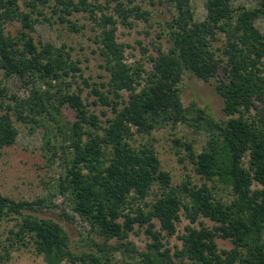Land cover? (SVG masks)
I'll return each instance as SVG.
<instances>
[{"label":"trees","instance_id":"trees-1","mask_svg":"<svg viewBox=\"0 0 264 264\" xmlns=\"http://www.w3.org/2000/svg\"><path fill=\"white\" fill-rule=\"evenodd\" d=\"M113 1L114 13L89 0H58L55 7L75 30L79 26L69 16L76 11L88 12L100 29L96 40L108 77L99 83L84 81L97 95L93 102L114 114L104 125L89 110L83 89L73 90L68 81L77 72L82 76L72 52L65 45L36 43L32 32L38 18L21 9L19 0H0V70L27 90L21 97L0 87V151L16 142V121L32 129L43 125L47 132L56 124L55 134H61L63 142H53L47 133L44 149L51 161L63 151L65 172L57 180V192L68 195L71 209L104 239L92 237L87 247L83 237V249L75 250L61 222L35 214L46 206L45 198L17 200L0 193V225L6 218H18L8 237L11 244L34 242L47 264H110L117 253L127 255L132 264H184L185 259L194 264H264V33L255 23L264 17V0H255L252 7L236 0H205L203 20L196 19L192 0H151L153 5L166 4L172 15L158 32L159 39L167 37L168 47L158 42L156 54L149 57L150 68L128 62L127 45L117 32L120 23L132 27L135 20L150 22L152 11L137 0ZM39 2L46 0L28 4L43 14ZM12 21H22L19 35L6 30ZM186 71L207 81L218 77L216 90L226 118L218 117L209 101L184 106L180 83ZM65 105L76 111L70 125L57 120ZM180 122L208 134L207 145L198 153L191 143L180 138L176 142L185 147L196 172L214 186L191 180L172 186L155 149L131 142L136 133ZM156 181L163 191L151 209H134L132 200L144 199ZM181 208L192 223L204 216L215 225H188L180 235L182 248L172 253L162 232H177ZM136 223L147 224L151 241L144 250L127 240ZM218 237L234 246L221 250ZM114 238L117 244L110 243Z\"/></svg>","mask_w":264,"mask_h":264},{"label":"rangeland","instance_id":"rangeland-1","mask_svg":"<svg viewBox=\"0 0 264 264\" xmlns=\"http://www.w3.org/2000/svg\"><path fill=\"white\" fill-rule=\"evenodd\" d=\"M30 0H19L21 9L32 13L34 18H38L35 22L36 30L32 32L36 43H51L56 47L65 45L67 51L72 52V57L82 67V76L77 72L68 78L72 82L73 90L79 92L83 89L82 97L88 103L90 111L95 112L104 125L107 120L114 116L111 108L94 103L97 100V95L92 93L93 86H87L84 79L90 82H101L107 79L108 75L103 65L102 57L99 53V43H97V35L100 31L95 21L89 16L88 12L76 11L69 17L77 23L79 30L71 27V24L62 21L59 13H56L55 7L58 6V0H46L43 4L39 2L38 9L33 10ZM78 1V0H77ZM93 3H101L107 13H114L116 2L113 0H89ZM142 2L145 9L152 11L150 22L144 20H135L132 27L125 26L122 23L118 25V39L125 43L127 60L130 63L142 62L146 67L150 68V55L156 54V45L164 43V47H168L167 37L159 39L158 32L163 29L164 22L172 15L170 8L166 4L153 5L151 0H137ZM195 9L197 20H203L206 16L207 9L205 0H192ZM255 0H236V4H246L252 7ZM98 13H100L98 11ZM256 26L264 33V17H259L256 20ZM6 30L12 35H19L20 30H23L22 21H12L6 24ZM156 43V44H154ZM219 42L218 44H221ZM218 77L204 80L197 77L190 71H186L182 82L180 83L181 98L184 106H189L193 102L204 105L209 101L216 108V114L220 118H226L223 110L224 101L216 90ZM7 87L9 93H15L21 97L27 95V90L22 86L20 80L15 77H8L3 70H0V87ZM124 95L128 96V92L124 91ZM77 119L76 111L69 105L62 108L61 114L57 116V120L63 121L66 125H70ZM19 134L16 142L4 147L0 151V193L17 200L33 201L38 198L47 199L46 206L38 209L35 214L40 217H51L61 222L65 229L69 232L72 239L73 248L83 249L84 237L86 246H91L90 239L93 237L96 241L101 242L104 237L92 231L90 223L82 219V217L73 211L70 206L68 195L57 192V180L62 173L65 172V162L63 151L60 150L55 161H51L44 149L45 135L53 142L62 143L63 136L55 134L59 132L57 125H50L52 130L47 132L43 125L31 128L30 124H25L19 121L15 122ZM191 143L194 150L198 153L203 151L208 143L209 136L203 129H197L195 126L180 122L176 125H167L154 129L151 133H136L132 139V144L141 148L143 146L152 147L155 149L161 163V168L171 174L172 186L191 180L195 185L202 186L205 182L214 186L211 181H208L204 176L197 173L193 162L188 156L185 147L178 145L176 139ZM222 189V187H221ZM163 186L156 181L152 185V189L144 199H133V208L138 206L146 211L151 209L157 197L162 194ZM223 199L228 200L229 196L225 192L220 191ZM221 195V194H220ZM185 203H191L188 196H184ZM65 213L69 216L64 217ZM64 214V215H63ZM16 217L6 218L0 225V264H47L43 255L39 254L34 242L27 245L11 244L9 240L10 230L15 228ZM156 224V229L160 230V222L157 219L153 220ZM201 221L207 226L213 227L215 222L210 218L200 216L197 222L192 223L187 217L185 209L181 208L180 219L177 221V232L168 236L166 232H162L165 236V242L171 249L172 253L177 251V248H182V240L180 235L186 233L188 225L200 227ZM147 224L140 225L136 223L130 231L128 241H132L140 250L147 248L151 241L146 232ZM125 240V241H127ZM111 244H117V238L110 241ZM218 246L221 250L231 249L234 244L228 238H217ZM179 262V258H175ZM62 264H72L63 262ZM79 264V263H77ZM110 264H132L131 259L127 255L117 253L115 258H112ZM184 264H194L191 260L185 259Z\"/></svg>","mask_w":264,"mask_h":264}]
</instances>
